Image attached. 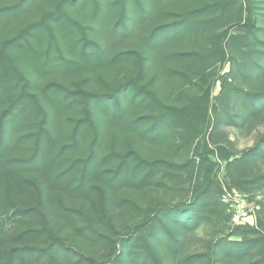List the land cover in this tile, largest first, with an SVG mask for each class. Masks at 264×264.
Returning <instances> with one entry per match:
<instances>
[{"label":"trees","instance_id":"1","mask_svg":"<svg viewBox=\"0 0 264 264\" xmlns=\"http://www.w3.org/2000/svg\"><path fill=\"white\" fill-rule=\"evenodd\" d=\"M30 1L19 0L0 6V21L16 16ZM162 1L56 0L53 8L0 41V236L6 216H19L27 223L15 235L23 242L7 251L8 259L3 261L4 251L0 249V264H15L13 258L16 255L23 262L30 256H55L67 250L63 236L57 234L51 225L52 217L71 219L86 214L81 208L62 204L59 197L52 200L53 194L86 197L99 187L102 191L99 212L106 217L107 199H115L123 190L140 191L152 185L165 184L163 173L170 180L182 176L187 166L184 163L164 157L150 158L133 147H117L116 135L127 130L152 139L162 138L167 130L173 131L179 146L184 147L196 137L199 129L197 117L177 104L164 101L149 83L126 77L106 89H97L86 85L87 78L71 84L50 81L42 86L39 94L31 88V80L21 66V61L41 70L72 66L78 62L74 57L78 49L82 62L115 64L137 58L142 70L158 65L161 72L164 61H172L188 65L185 74L179 68L171 70L178 74L177 78L185 76L188 80L203 74L213 63L211 57H214L215 46L204 56L194 51L173 49L171 45L205 27L203 15L217 10L219 2L216 0L189 8L166 10L169 20L153 25L141 36L142 51L109 50L106 35L135 33L145 26ZM115 7H118L117 18L103 33L107 39L99 38L98 30L80 19V14L89 13L98 24H102ZM245 23L253 28L255 18L249 15ZM261 57L254 60L253 67L264 74ZM187 80L180 79L181 82ZM208 97L209 90L206 89L205 100ZM236 99L241 111L238 117L242 120L249 121L264 113V94L236 90ZM135 106H140L142 111L132 114L131 109ZM68 107H77L80 115L62 118L61 113ZM61 122L70 123L65 142L56 132ZM107 126L116 128L109 145L105 143ZM86 138L89 139L86 153L71 156ZM26 146L28 151L25 154L13 153ZM255 158L264 159V134L236 162L238 166L245 165ZM94 179L102 180L96 185ZM207 181H201L188 204L161 209L172 219L170 222L154 217L150 230L148 227L140 232L139 225H136L134 230L124 233L119 242L121 249L136 264H166V254L162 256L156 246L163 244L167 252L174 255L183 246V234L196 229L202 218L214 212L216 203H220L221 211L224 209L223 203L213 199ZM25 190L35 193L36 203L22 202L19 193ZM125 203L135 204L134 199L129 198L118 201L119 206ZM158 225H161L160 229ZM234 229L256 232V227L246 223L237 224ZM79 230L93 242L104 239L106 235L92 228L81 227ZM263 237L253 236L239 241L220 239L214 245L213 254L219 255V261L225 259L237 264L241 255Z\"/></svg>","mask_w":264,"mask_h":264},{"label":"rangeland","instance_id":"2","mask_svg":"<svg viewBox=\"0 0 264 264\" xmlns=\"http://www.w3.org/2000/svg\"><path fill=\"white\" fill-rule=\"evenodd\" d=\"M19 0H0V6L10 5ZM213 0H163L153 14L147 19L144 27L133 34L125 36L106 35L108 48L111 52L125 49L142 51L141 36L150 27L169 20L166 10H179L200 5ZM217 10L204 14L206 25L198 29L197 34L182 37L173 49L194 51L207 55L209 49L215 46L213 63L199 76L177 78L171 70L182 69L185 74L186 63L164 61L161 66L147 67L142 70L137 58L115 64H97L80 61L78 49L74 52L77 64L68 67H58L54 70H41L32 64L21 61V66L31 80V88L41 93L44 84L50 81H60L66 84L75 83L87 78V86L106 89L116 82L126 78H136L140 82L149 83L168 103L179 105L191 112L199 121L196 137L185 147L179 146L173 131L167 130L162 138H144L139 132L127 130L118 137L117 147L128 149L133 147L147 157H164L186 164L182 176L170 180L167 174H162L165 184L152 185L145 190H123L115 199H107L108 216H101L98 203L102 199V191L94 188L86 197H72L64 194H53L52 200L58 197L62 204L69 207L81 208L86 215L75 218L52 217L51 225L54 231L62 235L66 251L62 250L55 256L43 255L40 258L28 257L21 260L14 256L15 264H136L129 254L121 249V236L134 230L139 225L140 232L151 227L155 218H170L163 212L164 207L185 205L193 200L197 186L202 180L210 183V194L216 203L215 210L202 218L196 229L183 234V246L174 255H170L163 244L156 246L157 251L165 256L166 264H234L229 260L219 261V255L213 254L216 241L220 239L247 240L253 236H264V159H254L251 163L237 165L244 152L252 147L258 138L264 134V113L258 114L249 121L242 120L236 90H245L252 94H264V74L256 70L254 60L261 56L264 63V0H216ZM249 1V2H248ZM56 0H31L16 16L0 21V41L13 35L17 29L30 20L37 19L45 11L54 7ZM157 9V10H156ZM118 7L112 9L109 17L98 24L89 13L80 14V19L92 25L97 36L103 39L105 29L109 28L117 18ZM255 18L253 28L244 24L248 16ZM232 36H235L232 38ZM107 39V38H106ZM154 66V65H153ZM177 68V69H176ZM181 70V71H182ZM177 72V71H176ZM187 76V75H186ZM180 79L187 80L181 82ZM209 90V97L204 98V91ZM205 106L207 107L205 110ZM140 106L132 107V114L141 112ZM77 107H68L61 113L62 118L79 116ZM102 122V120L99 118ZM62 142L67 141L70 123L61 122L56 127ZM116 128L107 126L105 143L109 145L115 137ZM89 139L74 150L71 156L83 155L87 151ZM27 146L13 151L14 154H25ZM109 168L108 166H103ZM190 173L192 176L189 177ZM161 176V175H160ZM102 179H94L98 185ZM227 191H237L251 202L260 206L252 223L256 232L235 230L237 225L231 220L229 207L224 201ZM24 204L36 203L33 191H21ZM122 198L134 199L135 204L119 206ZM154 212L156 213L154 215ZM154 215V216H153ZM19 216L10 215L4 219L0 236V249L3 261L8 259L7 251L22 243L15 235L19 229L27 225L26 220ZM153 217V218H152ZM165 217V218H164ZM33 218L32 222L35 223ZM151 222V223H150ZM157 223V219H156ZM81 227L92 228L109 235L100 241H91L80 232ZM161 228V225H158ZM148 230V231H149ZM152 241H155L154 238ZM4 249V250H3ZM264 237L256 245L241 255L237 264H263Z\"/></svg>","mask_w":264,"mask_h":264},{"label":"built area","instance_id":"3","mask_svg":"<svg viewBox=\"0 0 264 264\" xmlns=\"http://www.w3.org/2000/svg\"><path fill=\"white\" fill-rule=\"evenodd\" d=\"M224 201L229 207L231 220L235 224L252 223L260 208L258 204L251 202L237 191H227L224 194Z\"/></svg>","mask_w":264,"mask_h":264}]
</instances>
